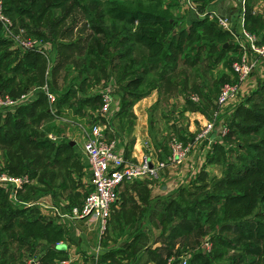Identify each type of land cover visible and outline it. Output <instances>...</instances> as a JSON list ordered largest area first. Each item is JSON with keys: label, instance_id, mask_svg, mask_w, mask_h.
I'll list each match as a JSON object with an SVG mask.
<instances>
[{"label": "trees", "instance_id": "obj_1", "mask_svg": "<svg viewBox=\"0 0 264 264\" xmlns=\"http://www.w3.org/2000/svg\"><path fill=\"white\" fill-rule=\"evenodd\" d=\"M2 1L3 11L13 21L15 29L22 27L26 35L40 40H47L48 32H51V29L53 31L55 25L67 19L72 11H82L83 18L95 33L93 41L87 48L88 58L109 63L116 62L118 68L122 66L120 83L123 92L119 111L115 117L109 118L104 117L102 113L96 114L93 116L94 121L89 124L91 126L93 123H106L109 120L110 129L107 133L110 137L116 136L113 120L117 119L118 126L126 130L137 117L133 106L153 91L158 93L153 105L158 104L164 93L170 95L177 87L186 94L185 89H189L190 84L195 82L191 79L189 67H193V64L203 58L202 50L214 51V60L218 64L229 49L226 47V42L233 38L232 33L222 27L217 15L210 16L213 15L211 10H207L208 14L206 13L204 17L184 25L185 19L179 18L180 15L177 17L175 12L180 0ZM195 1H200L208 8L213 0ZM255 2V0H246L245 27L249 31L261 34L263 37L261 36L259 41L262 42L264 13L255 8ZM58 12L63 13L60 15ZM43 46L48 50L47 44ZM234 50L237 52L238 48ZM44 56L45 53L42 51L24 49L6 36L4 24L0 20V93L16 97L24 91L31 90L32 86L39 85L38 74L34 70ZM230 61L232 59L228 60V58L224 61L227 69L232 67ZM211 67L215 66L211 65ZM226 68L220 75L219 81L215 82L216 94L220 82L229 78ZM33 72L34 75L31 77ZM31 82H34V85H31ZM46 87L51 92L48 83L40 86L41 89L37 92L47 94ZM192 89L203 93L197 84L193 85ZM30 93V97L36 95L34 91ZM244 96L235 107L232 118L229 121L222 120L229 127V131L210 145L211 148L206 153V161L201 168L203 170L208 164L221 162L224 166V175L221 178L211 175L206 187V179L210 174L206 169V172L202 171L191 185L195 184L200 190H209L214 182V190L205 192L203 199H200V190L191 191L192 188L187 185L177 187L173 191L178 193L176 198L162 201L158 209L159 217L153 219V227L139 229L147 225H144L143 221L141 225L135 222L136 233L129 240L125 239L115 246L109 244L110 239H103L101 244L104 248L97 258L84 252L83 260L79 263L73 260L72 264H91L90 260L95 261L96 264H169L170 261L171 264H183L181 263L183 259L180 260L183 249L191 253L186 264H264V81L260 80L258 86ZM186 101L193 106L197 105L189 98ZM100 102L102 97L99 93L76 98L67 90L59 96L56 95L54 104L59 117L63 114L65 117L69 110L75 114H85L86 106L95 110L100 106ZM39 103L38 99L35 101L25 99L7 110L8 120L3 119L5 121L0 123L2 142L15 141L18 135L13 133L14 130L26 126L29 119L40 117L41 114L35 112V106ZM3 114V110H0V120ZM73 117L67 118L72 120ZM213 134H217L216 130ZM194 136L179 135L184 140L193 139ZM125 137L126 149L122 146L120 150L129 156L135 138L132 137L128 141L127 134ZM204 144H208V141H204ZM38 146L53 147V143L41 140L38 141ZM61 149L62 152L71 151L66 155L64 163L72 165L81 177L82 165L78 158L75 159L76 144H73L72 140L63 141L59 144V150ZM165 151L167 154H159L161 158L168 155L169 145ZM85 166L90 178L86 157ZM23 173H29L30 178H33L37 171H33L32 174L24 170L17 174ZM146 182H148L147 178L125 182L121 195L126 197L124 193L130 188H135L137 191L147 189ZM59 184L64 188V181ZM89 184L85 196L92 189L91 182ZM217 191L220 193L216 194ZM46 193L49 192L43 193V197L41 196L39 200L34 199L35 196L24 198L21 189L16 199L13 196V187L0 183V264H29V257L35 255L38 257V264H60L61 259L70 257L67 247L59 246L63 240L70 238L68 228L64 222L59 221L60 218L50 216V210L44 208L39 201H49L59 205L63 210H69L77 205L74 202L75 195L71 191L63 197L66 202L60 203L56 200L58 199L56 190L54 193L51 192L52 195H45ZM194 193H198L195 204L200 208L212 205L216 207L211 211L217 209L220 215L218 227L215 223L210 227L206 226L201 221V212L193 215L194 206L183 205L185 195ZM27 199L32 200L33 203L25 201ZM20 202L23 205L19 204ZM171 207L174 208L173 215L183 212L172 221L170 219L173 216L168 219ZM188 209L193 212L188 214ZM113 210L114 207L112 212ZM111 219L108 220L107 229ZM215 228H217L216 233L213 232ZM208 234L211 236L205 241L211 244L209 250L204 246L205 241L203 242V238ZM149 239L152 240L149 242ZM124 242L127 243L123 244ZM202 244L206 251L197 249ZM229 249L234 252L229 254ZM141 257L144 260L140 262Z\"/></svg>", "mask_w": 264, "mask_h": 264}, {"label": "rangeland", "instance_id": "obj_2", "mask_svg": "<svg viewBox=\"0 0 264 264\" xmlns=\"http://www.w3.org/2000/svg\"><path fill=\"white\" fill-rule=\"evenodd\" d=\"M218 1L219 0H213L209 7L206 8V5L204 6L203 3L201 4L200 1L180 0L178 3L179 6L175 7L176 16L180 15L179 18H184V25H188L194 19L204 17L207 10L213 12L212 16L217 14L222 15L218 10ZM255 1V8L264 13V0ZM60 13L62 14L63 12ZM251 32L256 34L259 39L262 36L257 32ZM48 33V39L42 40V44H47L49 47L47 54L42 57L41 62L34 70L38 74L37 77L39 78L38 80L40 84L34 85V82H31V85L34 86L31 87V90L29 89L30 91H26L27 93L31 91L36 92V95L29 97L28 99L34 101L38 99L40 101V103L35 106V112L36 114L41 115L35 119H29L27 125L20 128V130H14L15 132H13L11 128V131L18 135L15 141H7L4 143L0 139V173L7 172L10 175H19L17 173H21L24 170H28L32 174L33 171H37L33 178H31V183L22 188V197L28 198L35 196L34 199L39 200L46 191L49 193H46L45 195H52L56 190L58 193V199L56 198V200L60 201V203H65L66 200H63V197L67 196L72 191L75 195L74 200H76L74 202H76L77 205H80L90 185L88 169L85 166V156L82 151L84 128L89 127V124L94 121V115H101V107L103 106V98L105 94L110 93L113 96V103L111 106L112 112L107 114L102 113V115L104 117L107 116V118L115 117L116 113L119 111L121 107V95L123 92L120 83V70L122 66L118 68L115 65L116 62L109 63L88 58L87 48L89 43L93 41L95 33L90 24H88L83 18L81 10L72 11L67 19L55 25L54 30L52 31L51 29V32ZM229 41L226 42V47L229 49L226 50L225 56L218 64H216L214 60V51L209 52L208 50H202L203 58L193 64V67H189L191 79L195 82L190 84L189 89H185V96H182L177 87L171 97L170 95H167L168 93H164L157 105H153L158 98L157 91H153L150 95L135 104L133 108L135 112H137V117L135 118L134 123L129 125L126 130L124 127L120 128L119 126L118 129L115 128L118 144L127 140L125 139V134H127L128 139H131L132 137L139 139V135L141 136L142 146L145 148L144 151L147 150L144 140H148L151 144L150 150L153 147L159 155L163 153L167 154L165 148L169 145L171 137H179L181 134L184 136H191L192 134L193 136L196 135L205 126L206 122L211 119L212 113L217 107V99L221 86L225 82L236 83L237 81L238 77L235 73H232V71L230 73L229 69L226 68L224 61L228 58V60L232 59L230 63H233L241 58L242 52L239 53L240 45L236 44L237 42L234 36L233 38H230ZM44 48L47 49L46 47ZM237 48L238 51L236 52L234 49ZM242 51L244 52V50ZM211 65H214L215 67L212 68ZM225 68L229 78L220 82L219 91L216 94L215 82L219 81L220 75ZM32 75H34V72L31 74V77ZM260 80L264 81V58L260 60L258 67L249 75L248 85L244 86L245 90H242L241 93L245 96L249 94L258 86ZM44 83L50 85L51 93H53L52 97L48 93L44 94L43 92H37L41 89L40 86H43ZM195 84L200 86L203 93L192 89V86ZM67 90L76 98L79 96L88 97L99 93L101 94L102 102H100V106L95 110L91 109L90 106H86L84 108L85 114H75L67 109L69 110V113H67L65 117V114H63V116L60 115L62 117H59L54 101L56 100V95L59 96ZM26 92L24 91L20 93V96ZM194 93L199 95L198 100H193L191 98ZM241 93L232 96L224 105L218 121L223 119L229 121L232 118L235 112V107L243 98ZM187 98L191 99L194 103H197V105L193 106V104H188L186 101ZM9 108H11L10 105L5 106L2 109L0 108V110H3L4 112L0 123L8 120L7 110H9ZM13 109H16V107H13ZM68 116H74L75 118L73 117L72 120H70L67 118ZM103 127L106 129V132L110 129L109 120L103 124ZM220 127L221 125H219L216 132L219 131ZM51 135H55L56 138H53ZM240 139L242 138H239V140ZM41 140L52 142L53 147H39L38 141ZM69 140H72V143L75 141L74 144H76L75 152L77 153V156L75 159L78 158L79 163L82 165L83 174L81 177L80 173L75 171L72 165L64 163L66 155L68 153L70 154L71 151L64 150L62 152V149L59 150V144L63 141ZM202 146H204V143L201 144L199 149H201ZM198 150L196 149L194 151V155ZM201 164L202 159L194 166L179 165L169 167L164 171V175L160 178H147L148 182H146L147 185L145 186L147 189H141L138 192L133 191L128 197L124 198H122V195L121 197L119 195V200L115 204L110 217L112 219L109 228H106L103 235H100V224L99 226H95L97 222L80 221L83 231L91 236V243L93 246L97 245L98 240L100 244H103V239H110L109 244L116 246L119 242L125 239L129 240L131 236L136 233L137 226L135 222L138 223L143 221L144 225H147L141 226L139 229L145 227L149 229V227H153V219L156 220L159 217L158 209L161 207L162 201L164 199L170 200L176 198L178 193L177 191H173L177 187L187 185L189 188H192L191 191L197 192L200 190L197 188L198 186L195 184L193 186L191 185L193 180L200 176L202 171L205 170L206 172V169L209 171L208 173H210L206 179V187L209 184L207 181L211 175H216L217 178H221L224 175V166L221 162L208 164L203 170H201L202 166H199ZM176 171L178 172L176 173ZM185 174H188L189 176H184ZM63 181L64 188L63 185L59 184ZM214 189L215 184L213 182L211 187H209V190ZM209 190H200V199H203L206 194L205 192ZM218 193H220V191H217L216 194ZM197 194L198 193L186 194L184 204H180H183L184 206H194L195 212L193 215H195L196 212H201V221L206 226L210 227L212 226V223H215L218 227V225H220V215L217 209L211 211V209L215 207L213 205L200 208L195 204V201L198 198ZM25 201L33 203V201L29 199ZM22 202L19 204L23 205ZM125 202L126 205L122 204ZM155 209L157 210L153 216L152 214ZM210 211L212 214L209 213ZM173 212L174 208L171 207L168 213V219L173 216L170 219L171 221L183 214V212H179L178 214L173 215ZM192 212L191 209L187 210L188 214H191ZM49 215L55 216L57 219L61 218L60 215L55 214L54 211H50ZM213 232L216 233L217 228H215V231L213 230ZM210 236L211 234H208V236L203 238V242L206 239H209ZM152 239H149V242ZM125 243L127 242H124L123 244ZM197 249L206 251L203 244ZM14 250H16L15 246ZM232 252H234V250L229 249L228 253L230 254ZM190 255L191 253L183 249L181 251L180 260L186 259L188 262ZM80 260L82 261L83 259ZM143 260L144 258L141 257L140 262ZM90 261L91 264H96L95 261Z\"/></svg>", "mask_w": 264, "mask_h": 264}, {"label": "built area", "instance_id": "obj_3", "mask_svg": "<svg viewBox=\"0 0 264 264\" xmlns=\"http://www.w3.org/2000/svg\"><path fill=\"white\" fill-rule=\"evenodd\" d=\"M246 0H242V8L245 12ZM212 16V15H211ZM219 22L223 28L229 30L236 38L243 37L244 46L240 59L232 63V67L236 73V83L225 82L221 86L220 93L217 99V107L213 111L211 119L208 120L205 126L194 136L193 139L184 140L178 136H173L169 140L170 151L165 158H157L150 150V143L144 140L146 151L140 159H134L126 156L124 151L118 148L117 137H110L103 127L105 122L93 123L91 126L84 128L83 152L88 162L90 170V182L92 189L85 196L80 205H74L69 210H63L59 205L49 201H39L41 205L59 214L61 218L75 219L86 218L90 221L97 220L100 224V235L105 232L108 220L111 216L114 205L119 200L120 186L122 183L135 179L145 178H160L164 175V171L169 167L179 165L194 166L201 160L195 158L194 151L199 149L204 141H208L211 145L217 141L219 136H223L229 131V127L224 121H218L220 113L224 105L232 96L244 91V86L248 85L249 75L256 69L259 62L264 58V41L260 42L256 34L248 31L243 27L241 35L236 30L231 20L226 15H218ZM0 20L4 24L6 36L10 37L24 49H37L43 53H47L42 44V40L26 35L24 28L15 29L13 21L3 11V1L0 0ZM253 55V56H252ZM47 93L52 97L46 87ZM242 94V93H241ZM31 93H23L20 97L14 98L10 95H2L0 93V107L16 106L20 101L28 99ZM244 95V94H242ZM191 98L198 100L199 95L194 93ZM113 96L108 93L104 95L102 113L107 114L112 112ZM217 134H213L218 129ZM56 138L55 135H51ZM196 154V153H195ZM31 182L30 175L23 173L19 175H10L7 172L0 173V183L13 187V196L17 198V193L26 184ZM206 249L211 248L209 241L204 242ZM74 257H67L60 260V264H72ZM29 264H38V257L30 256ZM186 264V259L182 260ZM171 264V261L169 262Z\"/></svg>", "mask_w": 264, "mask_h": 264}, {"label": "crops", "instance_id": "obj_4", "mask_svg": "<svg viewBox=\"0 0 264 264\" xmlns=\"http://www.w3.org/2000/svg\"><path fill=\"white\" fill-rule=\"evenodd\" d=\"M221 1L225 2L223 4L224 9L226 10L225 15L231 20V22L235 26L236 30L239 31V34L241 35V30L243 27H245V21H244L245 20V17H244L245 12L243 11V8H242V0H219L218 4H217L218 7H219ZM234 38H235L237 44L240 45L239 50H241V52H243L242 50H243L244 46L242 44V41L244 42V38L242 36L239 38H236V37H234ZM229 71H230V73H231V71H232V73H235V71L232 67H231V69H229ZM179 92H181L182 96H185L184 92H182V91H179ZM172 95H173V93L170 94V97ZM113 127H115V128L118 127L117 119L113 120ZM138 138L139 139H135V141L131 145L130 151H129L130 153H129L128 157H132L134 159H140L142 157L145 148H143V146H142L141 136L138 135ZM128 141H129V139H128ZM124 143H125V141H123V143L118 144V148L122 149V146H123V148L126 149V146H124ZM210 148H211V146L209 144H204V146H202L201 149H199L196 152V154H195L196 159H199V156L201 154L202 164L199 166L204 165V163L206 161V153L210 150ZM151 152L157 158L161 159V157L158 155V152L155 151L153 149V147L151 148ZM177 172L178 171H176V173ZM184 176H189V175L185 174ZM153 179H157V178H153ZM124 183L121 184L120 189H119L120 190V193H119L120 197H121V192L124 190L123 189ZM133 191H137V190L135 188H130L129 191H125L124 194H126V197H128L131 194V192H133ZM122 202H123V200H122ZM122 204L126 205V202L122 203ZM59 221L64 222L65 226L69 230V237L70 238L62 241L63 243H65V245H66L65 247H67V249H68L69 256L74 257L75 258L74 260L77 261V263H79L81 261L80 259L83 258L84 252H86L87 254H90V255L91 254L95 255L96 258L99 256V254L101 253V251L104 248L103 245L100 244L99 240H98L97 245L93 246V244L91 243V241H92L91 236L87 235L83 231V228H82L81 223H80V221L85 222V221H90V220H88L86 218H75L73 220L66 219V218H60ZM90 222H97L98 225L96 224L95 226H99V223L97 220L90 221ZM142 223L140 221L138 225H141ZM85 224H87V223H85ZM89 237H90V239H89Z\"/></svg>", "mask_w": 264, "mask_h": 264}, {"label": "water", "instance_id": "obj_5", "mask_svg": "<svg viewBox=\"0 0 264 264\" xmlns=\"http://www.w3.org/2000/svg\"><path fill=\"white\" fill-rule=\"evenodd\" d=\"M225 2L224 1H221V3H220V5H219V7H218V10L221 12V14L224 16L225 14H226V10L224 9V4ZM75 141H73V143H74ZM66 246L65 245V243H59V246Z\"/></svg>", "mask_w": 264, "mask_h": 264}]
</instances>
